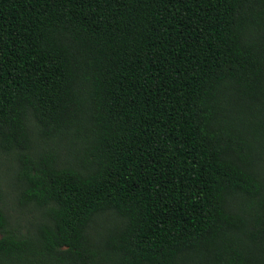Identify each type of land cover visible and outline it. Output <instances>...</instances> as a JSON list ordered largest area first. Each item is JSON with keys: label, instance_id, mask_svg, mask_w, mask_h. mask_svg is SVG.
I'll return each mask as SVG.
<instances>
[{"label": "trees", "instance_id": "obj_1", "mask_svg": "<svg viewBox=\"0 0 264 264\" xmlns=\"http://www.w3.org/2000/svg\"><path fill=\"white\" fill-rule=\"evenodd\" d=\"M0 264H264V0H0Z\"/></svg>", "mask_w": 264, "mask_h": 264}, {"label": "rangeland", "instance_id": "obj_2", "mask_svg": "<svg viewBox=\"0 0 264 264\" xmlns=\"http://www.w3.org/2000/svg\"><path fill=\"white\" fill-rule=\"evenodd\" d=\"M2 178V177H0ZM0 187L5 190L6 192H8V189L5 187V182L3 181V179H0Z\"/></svg>", "mask_w": 264, "mask_h": 264}]
</instances>
